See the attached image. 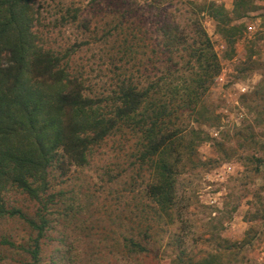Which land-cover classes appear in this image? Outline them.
Listing matches in <instances>:
<instances>
[{
  "label": "rangeland",
  "instance_id": "374dc122",
  "mask_svg": "<svg viewBox=\"0 0 264 264\" xmlns=\"http://www.w3.org/2000/svg\"><path fill=\"white\" fill-rule=\"evenodd\" d=\"M211 2L223 3L230 25L240 26L233 47L209 13ZM33 5L49 43L70 53L68 74L83 77L84 92L96 98L105 100L122 78L146 86L178 74L179 55L157 30L166 20L189 37L202 26L220 67L197 108L178 109L169 123L179 139L159 154L172 168L168 208L149 192L159 175L157 157L141 158L143 132L123 123L90 146L84 163L51 167L40 200L13 183L1 189L9 210L38 222L41 213L45 225L39 234L18 212L0 213V264L264 263V0H253L242 16L233 12L234 0Z\"/></svg>",
  "mask_w": 264,
  "mask_h": 264
},
{
  "label": "trees",
  "instance_id": "16d2710c",
  "mask_svg": "<svg viewBox=\"0 0 264 264\" xmlns=\"http://www.w3.org/2000/svg\"><path fill=\"white\" fill-rule=\"evenodd\" d=\"M234 2L237 16L243 15L242 9H252L253 0ZM208 10L233 47L241 30L230 25L231 12L216 2ZM38 14L33 0H0V213L19 211L6 207L1 192L5 185L13 183L40 200L51 167L84 163L90 146L123 123L137 125L143 132L140 157H157L159 175L149 192L168 208L172 168L159 154L179 139L178 130L170 129L169 123L178 109L197 108L219 72L218 54L207 31L198 26L192 33L196 36L190 38L193 35L186 36L187 31L173 19L162 22L157 30L170 53L179 55L174 62L178 74L154 77L146 86L122 78L103 100L84 92L83 77L68 74L70 53L49 43L39 28L44 25ZM72 17L77 19L78 14ZM197 68L194 75L184 73ZM18 213L42 233L45 215L40 213L43 220L38 222L36 216ZM131 241L137 250L144 249ZM29 251L36 255L38 243Z\"/></svg>",
  "mask_w": 264,
  "mask_h": 264
},
{
  "label": "crops",
  "instance_id": "0c3cea01",
  "mask_svg": "<svg viewBox=\"0 0 264 264\" xmlns=\"http://www.w3.org/2000/svg\"><path fill=\"white\" fill-rule=\"evenodd\" d=\"M221 4H223V3H221ZM255 264H264V263H262L261 261H259L258 263H255Z\"/></svg>",
  "mask_w": 264,
  "mask_h": 264
}]
</instances>
